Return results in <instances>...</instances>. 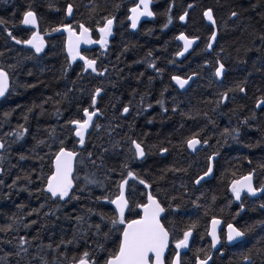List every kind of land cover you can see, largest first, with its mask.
Instances as JSON below:
<instances>
[{
	"label": "trees",
	"instance_id": "16d2710c",
	"mask_svg": "<svg viewBox=\"0 0 264 264\" xmlns=\"http://www.w3.org/2000/svg\"><path fill=\"white\" fill-rule=\"evenodd\" d=\"M154 1L156 18L132 32V0H0V70L11 82L0 101V264H107L125 226L112 205L123 188L126 220L150 195L163 204L169 256L194 231L183 264L210 256L211 264H264V194L237 200L233 191L246 175L257 189L264 184V0ZM29 12L37 30L23 26ZM110 20L109 47L83 53L95 70L72 64L59 29L96 34ZM36 31L47 43L42 55L24 46ZM181 34L199 43L178 60ZM191 74L198 77L181 92L174 77ZM87 111L98 116L83 138L73 124ZM194 139L202 144L195 154ZM62 149L78 153L65 198L48 192ZM213 156V177L197 185ZM213 219L236 226L243 239L214 251Z\"/></svg>",
	"mask_w": 264,
	"mask_h": 264
},
{
	"label": "water",
	"instance_id": "95a60500",
	"mask_svg": "<svg viewBox=\"0 0 264 264\" xmlns=\"http://www.w3.org/2000/svg\"><path fill=\"white\" fill-rule=\"evenodd\" d=\"M154 0H139L137 7L143 6L144 10L134 14L137 19V25L146 20L155 18L152 7ZM206 21L210 25H215V18L210 11L205 14ZM29 25L37 24L34 15H29L27 18ZM63 32L67 33V48L69 53L78 54L82 48H91L95 44L92 39L91 31L87 28L82 29L81 35L71 32L70 28H64ZM34 47L39 54L45 51L46 44L42 41H32ZM179 42L183 44L181 57L185 58L198 44L197 40L179 38ZM223 69L219 71V78L223 77ZM198 75H191L189 78L175 77L174 85L186 92L190 89L192 83ZM10 82L8 75L4 71H0V100L8 93ZM95 115H88V121L80 126V133L86 134L90 131L95 123ZM135 150L138 158L141 160L145 157L143 148L135 142ZM190 148L193 152L197 149L196 142L190 143ZM76 155L70 151L63 150L54 162L56 169L55 176L50 180V191L53 195L64 194V192L72 184V177L75 171ZM237 191L245 193L249 196H257L258 191L254 185V179L251 175L244 176L240 179L236 186ZM264 191V189L262 190ZM113 206L120 217H125L129 203L126 198L125 188L122 193L113 201ZM141 217L126 224L123 234L120 249L115 257L109 259L107 264H150V257L155 258L154 264H165V257L170 248V234L162 223L161 217L165 210L156 197H149L148 203L140 207ZM224 225L223 220H213L210 228V236L214 247L218 249L221 245L220 234ZM228 236L231 243L243 239V235L235 226H229ZM194 233L186 234L184 240L177 244L178 255L173 264H180V255L189 250ZM77 264H91L87 260H82ZM204 264H210L207 261Z\"/></svg>",
	"mask_w": 264,
	"mask_h": 264
},
{
	"label": "bare ground",
	"instance_id": "6f19581e",
	"mask_svg": "<svg viewBox=\"0 0 264 264\" xmlns=\"http://www.w3.org/2000/svg\"><path fill=\"white\" fill-rule=\"evenodd\" d=\"M132 1H135L136 2V5H137V3H138V1L139 0H132ZM134 6V7H132L131 8V10H130V15H129V18H128V21H129V23H130V30L132 31V32H138L139 31V29H140V27H141V25H140V27L137 25V19H136V17L134 16V14L135 13H137V12H139V11H143L144 10V7L143 6H139V7H137V6ZM208 11H210V10H208ZM207 11V12H208ZM211 12V11H210ZM212 13V12H211ZM206 14V13H205ZM29 15H34L35 16V18H36V22H37V24L35 25V26H33V25H29L28 23H27V18H28V16ZM152 20V19H151ZM151 20H146V21H151ZM143 22H145V21H143ZM142 22V23H143ZM141 23V24H142ZM23 26L24 27H27V28H32V29H38V27H39V20H38V16L36 15V13L35 12H29V13H27L26 14V16L24 17V20H23ZM65 27H63V28H60L59 29V33L60 34H65V32H63L62 30L64 29ZM109 34V33H108ZM179 38H185V39H192V40H197L198 41V43H199V39L198 38H190V37H188L187 35H185V34H181V35H179L178 36V38H177V41L179 42ZM97 40H98V38H96V40H95V46L97 47V44H96V42H97ZM32 41H42V42H44L45 44H46V47L45 48H47V43H46V41H45V39H37V38H34V37H32V38H30L29 40H27L25 43H24V46L26 47V48H33L35 51H36V53L38 54V55H40L39 53H38V51H37V49L34 47V45H33V42ZM181 45H182V49H181V51L179 52V54H178V56H177V58H178V60H182V59H184V58H182L180 55H181V52H182V50H183V44L181 43V42H179ZM86 49H89V48H86ZM46 50V49H45ZM193 51V50H192ZM191 51V52H192ZM45 52V51H44ZM221 69H223L224 71H223V76H224V72H225V69H224V67H220L219 69H218V71H217V76H218V78H219V71L221 70ZM176 77H180V76H176ZM175 78V77H174ZM220 79V78H219ZM222 79H223V77H222ZM222 79H220V80H222ZM174 80V79H173ZM10 90V89H9ZM180 90V89H179ZM181 91V90H180ZM9 92V91H8ZM128 112H129V108H126V110H125V112H124V115H127L128 114ZM88 115L89 116H91V115H95V121H96V119H97V116H98V112L97 111H95V112H89V111H87L86 113H85V116H86V119L83 121V122H76V123H74L73 124V127L77 130V133H78V135H80L81 137H83V138H85L91 131H92V129L90 130V131H88L86 134H83V133H80L79 131H80V126L81 125H83V124H85L87 121H88ZM192 141H194V142H196V144H197V149H196V151L195 152H193L192 150H191V148H190V143L192 142ZM192 141H190V143H189V148H190V151L192 152V153H196L200 148H201V142L199 141V140H197V139H194V140H192ZM141 146V145H140ZM142 147V146H141ZM143 148V147H142ZM2 149V145L0 144V150ZM63 150H66V151H70V152H72V153H74L75 155H76V162H75V164H77V156H78V153L77 152H73V151H71V150H67V149H62L59 153H58V155L56 156V158H55V160L58 158V156H59V154L63 151ZM143 150H144V148H143ZM135 152H136V156H137V158H138V154H137V151L135 150ZM144 154H145V157H146V153H145V150H144ZM145 157L143 158V159H139L138 158V160H140V161H142V160H144L145 159ZM217 159V157L216 156H214L213 158H212V160H211V166H210V169H209V171L206 173V174H204L203 176H201L198 180H197V185H200V184H202L203 182H205V181H207V180H210L212 177H213V174H214V161ZM54 160V161H55ZM247 176V175H246ZM252 177H253V175H251ZM243 178V177H242ZM254 179V178H253ZM240 181V179L237 181V183L236 184H238V182ZM254 185H255V182H254ZM256 187V186H255ZM124 189V188H123ZM257 189V188H256ZM264 189V184H263V186L261 187V188H259V189H257V191H258V195L257 196H249V195H247L248 197H250L251 199H258V198H260L263 194H264V191H262ZM125 191H126V189H125ZM239 194H240V192H239ZM245 195V194H244ZM151 196V195H150ZM149 196V197H150ZM148 197V198H149ZM152 197H154V196H152ZM145 205V204H144ZM144 205H141V206H144ZM140 206V207H141ZM140 207H139V210H140ZM120 219H122L123 220V218L122 217H120ZM213 220H221V219H213ZM212 220V221H213ZM212 221H211V223H212ZM211 223H210V227H209V232H210V228H211ZM229 226H233V225H228V227ZM125 227V226H124ZM228 227H227V229H228ZM223 228H224V225H223ZM223 228H222V230H223ZM189 232H193L194 233V231H189ZM189 232H187V233H189ZM208 232V235H209V238H210V240L212 241V238H211V236H210V233ZM186 233V234H187ZM227 233H228V231H227ZM241 233V232H240ZM242 234V233H241ZM243 235V234H242ZM185 237H186V235H185ZM185 237L182 239V240H184L185 239ZM182 240H180L179 242H181ZM242 239H240L239 241H241ZM239 241H237V242H234V243H231V239H230V236H228V241H227V243H228V245H230V246H232V245H234V244H236V243H238ZM179 242H177L176 244H175V248L177 249V244L179 243ZM212 245H213V248H214V250H218V249H216L215 247H214V244L212 243ZM221 246V245H220ZM177 255H178V249H177V254L175 255V257H174V259H173V261H172V264L174 263V260L176 259V257H177ZM207 261H210V264H211V261H212V258H208V259H206V260H200L199 262H198V264H204V263H206Z\"/></svg>",
	"mask_w": 264,
	"mask_h": 264
},
{
	"label": "rangeland",
	"instance_id": "374dc122",
	"mask_svg": "<svg viewBox=\"0 0 264 264\" xmlns=\"http://www.w3.org/2000/svg\"><path fill=\"white\" fill-rule=\"evenodd\" d=\"M114 27H115V21L114 20H110L103 28H101V29L98 30V32H99V39L96 42V44H97L98 47L99 46H102L103 47L102 49H107L109 47L110 40H111V38L113 37V34H114ZM105 33H109L110 34V38L109 39H106L105 38V36H104ZM33 37L34 38H37V39H44L43 35H40L38 33V31H36V33L33 35ZM214 41H215V39H212L211 44L209 46V51L213 48ZM106 46H108V47H106ZM72 59H73V61H77V59L75 57H73ZM81 60L84 61L83 57H81ZM236 183L233 185V191L235 190ZM234 195H235V197H236L237 200L240 199V194L239 193L234 192ZM122 221L124 222V220H122Z\"/></svg>",
	"mask_w": 264,
	"mask_h": 264
},
{
	"label": "flooded vegetation",
	"instance_id": "af4514ba",
	"mask_svg": "<svg viewBox=\"0 0 264 264\" xmlns=\"http://www.w3.org/2000/svg\"><path fill=\"white\" fill-rule=\"evenodd\" d=\"M98 39H99V36H98ZM201 147H202V144H201ZM201 149V148H200ZM199 149V150H200ZM198 150V151H199ZM197 151V152H198ZM196 152V153H197ZM193 154H195V153H193ZM214 157V156H213ZM212 157V158H213ZM212 158H211V160H212ZM211 160H210V166H211ZM215 162V161H214ZM241 195H244V194H240V196ZM125 223V222H124ZM227 227L228 226H226L225 225V223H224V228H223V230L221 231V235L223 234L224 235V237H222V238H220L221 239V246H220V248L223 246V244H224V241L226 242V244L228 245V243H227V241H228V233H227ZM211 243H212V241H211ZM212 247H213V245H212ZM171 248L174 250V243L172 242V245H171ZM220 248L218 249V250H220ZM171 249V250H172ZM191 249V248H190ZM170 250V251H171ZM213 250H214V248H213ZM218 250H214V251H218ZM189 252V251H188ZM177 254V249L175 248V255ZM186 254V253H185ZM174 255V254H173ZM173 255L172 256H169V254H168V256L166 257V260H165V264H172V261H173V259H174V257H175V255H174V257H173ZM183 255L181 256V264H183L182 263V259H183ZM209 258H212L211 256L209 257ZM208 259V258H207ZM153 260H154V258H151V262L153 263ZM212 262V261H211Z\"/></svg>",
	"mask_w": 264,
	"mask_h": 264
}]
</instances>
